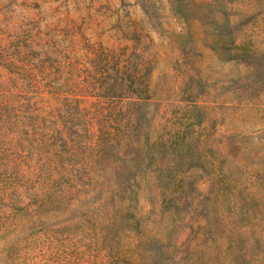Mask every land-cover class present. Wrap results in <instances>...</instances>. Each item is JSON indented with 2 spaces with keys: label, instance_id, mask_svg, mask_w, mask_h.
Wrapping results in <instances>:
<instances>
[{
  "label": "rangeland",
  "instance_id": "rangeland-1",
  "mask_svg": "<svg viewBox=\"0 0 264 264\" xmlns=\"http://www.w3.org/2000/svg\"><path fill=\"white\" fill-rule=\"evenodd\" d=\"M0 264H264V0H0Z\"/></svg>",
  "mask_w": 264,
  "mask_h": 264
}]
</instances>
